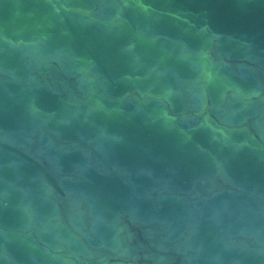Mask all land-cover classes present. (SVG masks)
<instances>
[{
	"label": "water",
	"instance_id": "obj_1",
	"mask_svg": "<svg viewBox=\"0 0 264 264\" xmlns=\"http://www.w3.org/2000/svg\"><path fill=\"white\" fill-rule=\"evenodd\" d=\"M0 264H264V0H0Z\"/></svg>",
	"mask_w": 264,
	"mask_h": 264
}]
</instances>
